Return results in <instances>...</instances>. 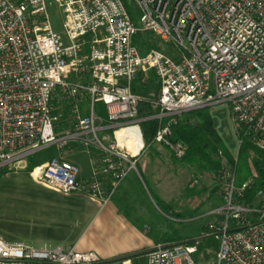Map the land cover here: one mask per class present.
<instances>
[{"label":"built area","instance_id":"obj_1","mask_svg":"<svg viewBox=\"0 0 264 264\" xmlns=\"http://www.w3.org/2000/svg\"><path fill=\"white\" fill-rule=\"evenodd\" d=\"M55 1L65 39L53 29L47 0H0V173L24 168L48 147L75 144L89 151L90 179L63 155L33 169V177L64 195L86 194L103 208L137 171L138 156L120 145L118 133L135 130L144 142L141 122L158 120L149 146L183 159L187 147L174 139L175 119L217 106L230 109L239 146L248 140L264 151V0ZM128 3L140 13L139 26ZM141 33L164 47L141 55L134 45ZM149 75L159 85L154 99L134 90L140 76L150 85ZM143 101L159 114L141 119ZM66 112L71 121L63 120ZM250 184L222 176L220 203L211 213L218 218L193 245L157 244L109 262L74 246L38 250L0 238V264H201L197 246L209 237L218 243L214 264H264V193L247 203Z\"/></svg>","mask_w":264,"mask_h":264},{"label":"rangeland","instance_id":"obj_2","mask_svg":"<svg viewBox=\"0 0 264 264\" xmlns=\"http://www.w3.org/2000/svg\"><path fill=\"white\" fill-rule=\"evenodd\" d=\"M47 8L54 31L62 34L65 39L63 29L64 16L62 11L55 0H47ZM128 9L134 23L139 26L140 13L136 7L129 5V3ZM153 42L159 47H164L160 45L159 40L156 38L153 39ZM156 44L154 46H156ZM119 83L127 86V81L124 79L119 80ZM154 83H156V80ZM146 90L147 91L143 92L142 89H137L136 92L140 95H144L147 92L152 95L149 96V98H153L157 95L158 87L157 85H153ZM211 115L225 146L229 149L237 163L239 140L231 119L230 109L228 106H217L211 109ZM68 120L71 121V118H68ZM69 127V125H66V128ZM143 139L145 143L143 152L147 153L146 156H164V159H167L165 161L166 163L164 162V164L161 162L159 164V169L154 172L153 180H155V183L153 182L152 188L154 187L155 189L153 188V190L165 198L166 196L169 198V194L170 196H172V194L174 195V198L163 201L173 206L168 214L163 213L155 205L157 214L167 222L163 225L162 229L159 228V230H162V234L168 229L174 232L177 231L181 240H175L173 243L186 242L200 238L205 230V225L216 221L218 218L216 214L211 213L219 206L220 187H218L216 191H213V180L209 178L202 179L198 188L200 190L207 189L208 191L203 194L202 197L192 195L191 191L188 190L190 182L189 171L183 168L173 169L171 157L167 158L169 154L166 150L161 146L150 147L146 139L144 137ZM71 147L72 145L66 147L62 152L68 154L75 151V149L70 150ZM56 154V146L48 147L36 154V163L40 164L49 161L55 157ZM73 159L81 168L88 172L89 177L93 176L90 157L86 151L77 150L74 152ZM30 163L31 161L26 159L25 163L22 164L24 168H11L0 173V238L8 243H24L29 248L38 250H53L59 248L61 245L73 246V244L69 243L68 239L64 241L70 229L65 225H61V219L56 212L57 198L54 196H61L64 194L36 182L33 177V170L29 169ZM223 164L225 172L233 175L236 179L234 169L228 165L226 160H223ZM134 176H138V173L134 172L131 179L135 178ZM144 179L146 181V178ZM174 185L178 186L180 191L177 190L176 193H173L172 189ZM201 205L202 212H200V217L197 216L191 220H176L170 217V213L172 212H183L184 210L194 209ZM157 244L169 243L160 241L154 246ZM217 251L218 243L217 250L211 257H207V253L202 252L200 254L201 264H214Z\"/></svg>","mask_w":264,"mask_h":264},{"label":"trees","instance_id":"obj_3","mask_svg":"<svg viewBox=\"0 0 264 264\" xmlns=\"http://www.w3.org/2000/svg\"><path fill=\"white\" fill-rule=\"evenodd\" d=\"M154 38V35L151 33H141L137 35L134 39V45L139 49L141 55L144 56L153 48H156L157 44L155 43L156 46H154ZM148 77L149 83L154 84L156 80L155 77L153 75H149ZM141 78L142 76L137 80L135 87L145 92L149 84L143 85L141 83ZM97 110L100 115H106L103 104H99ZM157 114H159V110L154 109L148 101L141 102V119L149 118ZM68 116L69 114L66 112L63 116V120L68 118ZM140 125L143 137L150 145L159 128V122L158 120L150 119L142 121ZM172 130L175 141L182 142L186 145L187 154L183 159H177L171 153V160L174 166L183 168L192 175L188 187L192 195L202 197L203 194L208 191L207 189L200 190L198 188L202 179L209 178L213 180V191H216L218 187H220V180L226 173L223 160H226L228 165L234 169L237 186L251 181L250 187L245 194L247 203H254L259 192L264 193V151L258 149L248 140H244L239 146L238 161L236 163L217 130L210 108L188 112L177 117L172 124ZM157 146L163 147L162 145ZM150 147L155 146L152 145ZM163 148L167 149L165 147ZM29 160L31 161L29 169L33 170V159L29 158ZM140 176L143 182L138 178L126 179L114 194L112 201H114L119 209L136 224H139L141 227L148 225L152 230L151 237L156 243L165 241L169 244H178L173 243L175 240H181L177 231L174 232L168 229L162 234V230H159V228L162 229L163 225L167 222L157 214L155 208L156 205L163 213L168 214L173 206L163 202L151 191L141 172ZM194 180L198 181V185L192 188L190 184ZM201 210L202 205L194 209L184 210L183 212H172L170 215L175 219H194L200 215ZM188 243L193 245L195 244V240H190ZM197 247L198 252L196 258L201 263L200 254L206 252V256L211 257L217 250V241L211 237L204 238L199 241ZM131 257L134 256H125L121 259Z\"/></svg>","mask_w":264,"mask_h":264},{"label":"crops","instance_id":"obj_4","mask_svg":"<svg viewBox=\"0 0 264 264\" xmlns=\"http://www.w3.org/2000/svg\"><path fill=\"white\" fill-rule=\"evenodd\" d=\"M153 85H157L159 91V85L157 84V81L156 83L151 84L148 87H152ZM137 89L138 88L134 86L135 92ZM144 96L149 97L152 95L146 92ZM121 142L120 145H123L124 142L122 143ZM72 145L73 147H71L70 150L75 149V151L71 152L72 154L64 153L57 148L56 156L63 155L67 161L72 162L77 166H79L73 159L74 152H76L77 150L86 151L90 157V163L93 174V162L89 154V151L84 149L82 150V148H77V145L75 144ZM142 145H145V143L143 144V141H142ZM153 146H157V145H153ZM165 150L169 154L167 158H170L171 152L168 149ZM134 153H136V151H134ZM146 155L147 153H144L143 151L138 155L137 157L138 159L136 160L137 171H134L138 173V176H134L135 178L133 179L138 178L141 180V176H140V172H141L144 178H146V183L148 187L151 189L152 192H155L153 190L154 187L152 188L153 182L155 183V180H153L154 172H156L157 169H159L160 167L159 164L161 162L164 163L167 159H164L165 158L164 156L158 157L156 155L154 156L151 155L146 156ZM35 156L36 154L30 157V159L33 158V162H32L33 169H35L36 167H40L48 162L46 161L44 163L37 164ZM171 165L172 167H174L173 169L175 168L177 169V167L174 166L172 161H171ZM79 168H80V177L82 179L91 178V176L89 177V174L86 170H84L80 166ZM134 172L127 179H131V176L134 174ZM189 176L191 179L192 175L190 173ZM176 185H174L172 189L173 193H176L177 190L180 191V188ZM156 195L162 201H166L167 199L174 198L173 194L172 196H170L169 194V198L167 196L165 198L161 194H157V193ZM54 197L57 198L56 212L58 214V217L61 219L60 223L61 225H65L70 229L64 241L68 239L69 243L73 244L76 250L80 252H94L97 255H99L101 259L110 262L121 259L125 256L139 255L141 253H144L145 251H148L156 244V242L151 237L152 234L151 228L148 225H144L141 227L139 224H136L133 220L128 218L121 211V209H119V207L115 204L114 201L109 202L105 207L101 208L88 195L83 193H75V194L61 195V196L56 195ZM172 218L173 217H171V219ZM176 220H181V219H176ZM182 220H191V219H182ZM63 246L65 245H61L59 247H63Z\"/></svg>","mask_w":264,"mask_h":264},{"label":"bare ground","instance_id":"obj_5","mask_svg":"<svg viewBox=\"0 0 264 264\" xmlns=\"http://www.w3.org/2000/svg\"><path fill=\"white\" fill-rule=\"evenodd\" d=\"M137 133L135 130L131 129L129 131L120 132L118 134L119 141L124 142L123 145L126 146L128 151L134 156H136V155L138 156L140 154V149L143 147V145H142L143 140L141 141V137ZM126 136L130 137L129 138L130 140L125 141L123 138ZM143 144H144V142H143ZM123 145H121V146H123ZM141 145H142V147H141ZM134 151H136V153H134Z\"/></svg>","mask_w":264,"mask_h":264}]
</instances>
